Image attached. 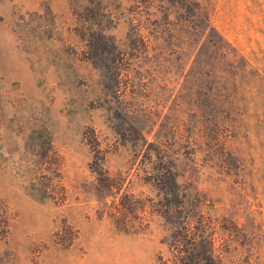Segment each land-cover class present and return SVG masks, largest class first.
<instances>
[{"label":"rangeland","instance_id":"obj_1","mask_svg":"<svg viewBox=\"0 0 264 264\" xmlns=\"http://www.w3.org/2000/svg\"><path fill=\"white\" fill-rule=\"evenodd\" d=\"M0 264H264V0H0Z\"/></svg>","mask_w":264,"mask_h":264}]
</instances>
